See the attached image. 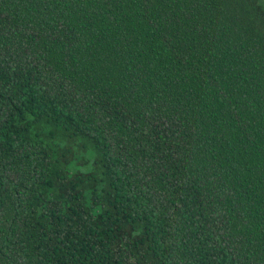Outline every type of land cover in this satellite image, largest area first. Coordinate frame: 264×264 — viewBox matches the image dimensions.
I'll use <instances>...</instances> for the list:
<instances>
[{"label":"trees","instance_id":"16d2710c","mask_svg":"<svg viewBox=\"0 0 264 264\" xmlns=\"http://www.w3.org/2000/svg\"><path fill=\"white\" fill-rule=\"evenodd\" d=\"M0 264H264L261 0H0Z\"/></svg>","mask_w":264,"mask_h":264},{"label":"rangeland","instance_id":"374dc122","mask_svg":"<svg viewBox=\"0 0 264 264\" xmlns=\"http://www.w3.org/2000/svg\"><path fill=\"white\" fill-rule=\"evenodd\" d=\"M261 2H262V4H263V6H264V0H261Z\"/></svg>","mask_w":264,"mask_h":264}]
</instances>
